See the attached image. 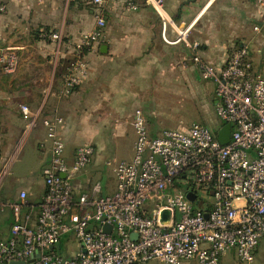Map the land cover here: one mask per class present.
Here are the masks:
<instances>
[{"label":"built area","instance_id":"2783aa9c","mask_svg":"<svg viewBox=\"0 0 264 264\" xmlns=\"http://www.w3.org/2000/svg\"><path fill=\"white\" fill-rule=\"evenodd\" d=\"M135 1L128 0L129 9H136ZM148 1L164 20V0ZM254 1L264 8V0ZM93 3L98 8L92 32L76 40L60 32L47 35L56 45L55 66L64 56L71 57L63 95L88 78L86 55L105 38V0ZM5 12L6 5L0 4V14ZM181 41L194 52L201 78L215 84L216 113L231 126L230 143L222 145L217 133L201 124L167 129L153 137L143 112L137 110L133 158L107 162L115 192L103 196L100 183H94L89 195L75 200L73 180L87 172L97 150L93 145L78 147L70 165L59 135L63 119H45L51 141V161L42 172L46 193L36 215L23 213L26 193L8 204L14 223L11 238L0 239V264H28L31 259L32 264H221L228 254H233L235 264H255L264 239V74L247 47L233 50L224 67L217 68L201 58L200 44L189 41L187 31L180 34ZM21 50L0 46V74L17 71ZM21 112L26 126L0 170V211L6 210L2 188L38 118L28 105H22ZM189 193L194 202L187 198ZM164 212H169L166 221ZM105 225L113 227L110 234L104 232ZM70 233L80 247L71 258L56 249Z\"/></svg>","mask_w":264,"mask_h":264},{"label":"crops","instance_id":"0c3cea01","mask_svg":"<svg viewBox=\"0 0 264 264\" xmlns=\"http://www.w3.org/2000/svg\"><path fill=\"white\" fill-rule=\"evenodd\" d=\"M250 3L255 7H249ZM0 4L6 5V12L0 14V46L22 48L17 71L0 74V170L27 123L21 106L38 113L36 126L1 191L6 210L0 211V239L6 241L14 223L8 204L26 193L23 213L36 215L46 193L42 172L51 161V141L45 119H63L59 135L70 165L78 147L93 145L97 150L87 172L73 180L75 200L89 195L94 183H100L103 196L112 195L116 180L107 162L133 158L135 112H143L155 137L167 130L157 110L162 95L172 87L202 80L192 60L194 52L178 42L180 34L187 31L189 41L200 44L201 58L217 68L224 67L230 53L241 47L248 48L258 72L264 62V8L254 0H164V20L148 0H136L134 10L128 8V0H105L101 9L105 38L86 55L89 76L63 95L71 57L64 56L55 66L56 45L47 35L60 32L76 40L92 32L98 7L93 0H0ZM205 87L215 113V84L205 83ZM66 241L75 245L68 256L74 257L79 244L73 234ZM152 262L158 261L147 264Z\"/></svg>","mask_w":264,"mask_h":264},{"label":"rangeland","instance_id":"374dc122","mask_svg":"<svg viewBox=\"0 0 264 264\" xmlns=\"http://www.w3.org/2000/svg\"><path fill=\"white\" fill-rule=\"evenodd\" d=\"M249 7H255L253 3ZM251 25H257L251 21ZM254 33V31H251ZM264 35L262 31L261 36ZM264 62L259 68V73L264 70ZM202 79V78H201ZM205 83L211 81L197 80V85H183L167 90L161 99V108H157L159 116L163 120L165 129L187 130L194 124H201L217 133L226 123L220 120L217 113L213 111V101L209 99L208 89ZM155 95V94H154ZM156 98V97H155ZM159 99V97H158ZM62 237V249L58 252L63 257H68L75 245L67 244L66 237ZM150 264H162L152 262ZM221 264H235L233 255L223 257ZM255 264H264V239L258 247Z\"/></svg>","mask_w":264,"mask_h":264},{"label":"water","instance_id":"95a60500","mask_svg":"<svg viewBox=\"0 0 264 264\" xmlns=\"http://www.w3.org/2000/svg\"><path fill=\"white\" fill-rule=\"evenodd\" d=\"M218 140L222 145H227L231 141V126L229 124L224 125L218 132ZM187 198L194 202L195 196L191 193L187 195ZM169 216V212L163 213V219L166 221V217ZM113 227L110 225H105L103 230L105 233L110 234L112 232ZM138 238L137 235L133 234L132 239L136 240ZM38 257V256H37ZM35 260L31 259L28 264H32ZM10 264H27L26 262H12Z\"/></svg>","mask_w":264,"mask_h":264}]
</instances>
